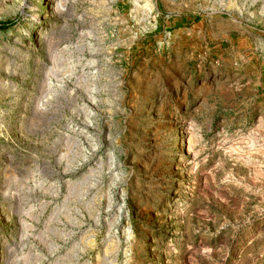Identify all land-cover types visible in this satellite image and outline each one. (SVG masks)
Listing matches in <instances>:
<instances>
[{"label":"rangeland","instance_id":"rangeland-1","mask_svg":"<svg viewBox=\"0 0 264 264\" xmlns=\"http://www.w3.org/2000/svg\"><path fill=\"white\" fill-rule=\"evenodd\" d=\"M0 264H264V0H0Z\"/></svg>","mask_w":264,"mask_h":264},{"label":"trees","instance_id":"trees-1","mask_svg":"<svg viewBox=\"0 0 264 264\" xmlns=\"http://www.w3.org/2000/svg\"><path fill=\"white\" fill-rule=\"evenodd\" d=\"M17 24V20L0 21V32H7Z\"/></svg>","mask_w":264,"mask_h":264}]
</instances>
